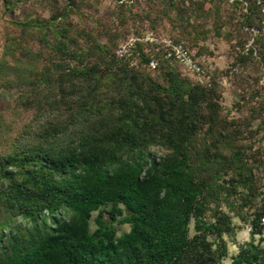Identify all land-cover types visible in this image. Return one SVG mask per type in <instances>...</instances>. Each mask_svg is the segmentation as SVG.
<instances>
[{"label":"trees","instance_id":"1","mask_svg":"<svg viewBox=\"0 0 264 264\" xmlns=\"http://www.w3.org/2000/svg\"><path fill=\"white\" fill-rule=\"evenodd\" d=\"M258 2L247 0L240 17V47L246 49L250 32L254 39L247 53L239 51L242 61L264 59V0ZM172 40L197 57L186 41ZM156 47L138 43V66L115 52L125 66L111 64L106 74L98 64L69 67L65 77L95 84L79 105L75 127L54 125L41 142L27 141L0 159V198L9 214L0 223V264H215L226 255L217 257L206 237L221 231L204 219V187L190 164L199 104L210 93L178 74L168 87L155 83L145 67L151 54L160 59L159 69L179 65ZM44 73L52 83L56 70ZM65 77L57 79L61 90ZM106 78L118 81V97L101 93ZM153 145L167 153L157 155ZM263 215L254 226L264 242ZM115 222L130 230L118 235ZM250 246L230 264H264V248Z\"/></svg>","mask_w":264,"mask_h":264},{"label":"rangeland","instance_id":"2","mask_svg":"<svg viewBox=\"0 0 264 264\" xmlns=\"http://www.w3.org/2000/svg\"><path fill=\"white\" fill-rule=\"evenodd\" d=\"M246 4L247 0H0V159L27 141L41 142L54 125L75 127L79 105L95 84L65 77L69 67L98 64L100 75L111 64L117 69L123 65L115 55L120 43L147 31L184 40L206 68L209 82L175 64L148 77L168 87L178 74L191 84L205 85L210 93L211 99L199 104L200 127L189 150L191 172L204 187V219L217 223L221 231L206 235L217 257L220 251L226 253L215 264H230L241 250L251 248L250 243L264 248L254 226L264 210V59H238L239 51L247 53L254 40L250 32L246 49L240 47V17ZM48 68L56 70L49 75L52 83L42 78ZM59 75L65 77L63 90ZM115 80L106 78L101 93L118 97ZM151 150L167 153L156 145ZM1 200L0 223L9 216ZM97 214L93 213L92 230ZM104 218L110 220L107 213ZM115 225L118 235L130 230L129 224ZM195 233L193 219L190 235Z\"/></svg>","mask_w":264,"mask_h":264},{"label":"built area","instance_id":"3","mask_svg":"<svg viewBox=\"0 0 264 264\" xmlns=\"http://www.w3.org/2000/svg\"><path fill=\"white\" fill-rule=\"evenodd\" d=\"M139 42L153 43L156 50L163 48L166 58L177 62L181 67L191 75L200 78L204 83H208L210 77L201 61L194 57L188 47L183 42H175L170 38H159L153 31H147L143 35H132L127 40L120 43L116 50L118 58L130 61L131 65L138 66L139 59L136 56V48ZM160 59L153 53L151 54L145 67L149 71L159 69ZM260 225L264 231V215L260 219Z\"/></svg>","mask_w":264,"mask_h":264}]
</instances>
